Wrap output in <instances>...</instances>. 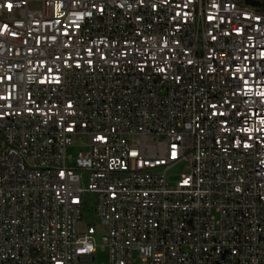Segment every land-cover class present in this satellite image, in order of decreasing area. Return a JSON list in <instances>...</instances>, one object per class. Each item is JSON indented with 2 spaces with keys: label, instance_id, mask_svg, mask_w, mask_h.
Instances as JSON below:
<instances>
[{
  "label": "built area",
  "instance_id": "2783aa9c",
  "mask_svg": "<svg viewBox=\"0 0 264 264\" xmlns=\"http://www.w3.org/2000/svg\"><path fill=\"white\" fill-rule=\"evenodd\" d=\"M85 194L108 264H264V10L0 0V264L93 262Z\"/></svg>",
  "mask_w": 264,
  "mask_h": 264
},
{
  "label": "rangeland",
  "instance_id": "374dc122",
  "mask_svg": "<svg viewBox=\"0 0 264 264\" xmlns=\"http://www.w3.org/2000/svg\"><path fill=\"white\" fill-rule=\"evenodd\" d=\"M78 144L84 143V138H79L77 140ZM84 147L73 146L67 149V156L71 157L73 160L77 157V155L84 151ZM183 171L182 167H177L171 170V174H179ZM83 181L82 186L86 187L87 185V178L86 174H83ZM94 205H95V198L92 194H85L84 201H83V208L81 211V217L79 221V227L86 229L87 227H91L95 230L94 235V261L91 263H80V264H108L109 257L108 251L106 248L103 247L101 241V229L99 228L98 219L94 213Z\"/></svg>",
  "mask_w": 264,
  "mask_h": 264
},
{
  "label": "trees",
  "instance_id": "16d2710c",
  "mask_svg": "<svg viewBox=\"0 0 264 264\" xmlns=\"http://www.w3.org/2000/svg\"><path fill=\"white\" fill-rule=\"evenodd\" d=\"M244 5L264 10V0H240Z\"/></svg>",
  "mask_w": 264,
  "mask_h": 264
},
{
  "label": "snow or ice",
  "instance_id": "6c2138e0",
  "mask_svg": "<svg viewBox=\"0 0 264 264\" xmlns=\"http://www.w3.org/2000/svg\"><path fill=\"white\" fill-rule=\"evenodd\" d=\"M9 9H11V7H12V5L11 4H7L6 5ZM221 115H223V113H221ZM245 147H248V145L247 144H245Z\"/></svg>",
  "mask_w": 264,
  "mask_h": 264
}]
</instances>
